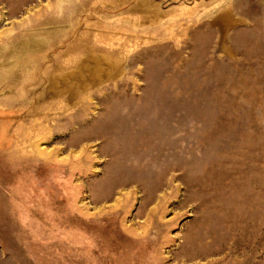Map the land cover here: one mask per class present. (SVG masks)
Instances as JSON below:
<instances>
[{
	"label": "rangeland",
	"instance_id": "obj_1",
	"mask_svg": "<svg viewBox=\"0 0 264 264\" xmlns=\"http://www.w3.org/2000/svg\"><path fill=\"white\" fill-rule=\"evenodd\" d=\"M0 264H264V0H0Z\"/></svg>",
	"mask_w": 264,
	"mask_h": 264
}]
</instances>
